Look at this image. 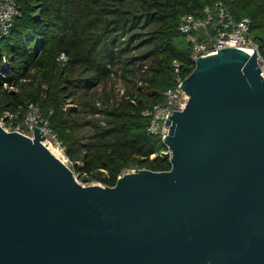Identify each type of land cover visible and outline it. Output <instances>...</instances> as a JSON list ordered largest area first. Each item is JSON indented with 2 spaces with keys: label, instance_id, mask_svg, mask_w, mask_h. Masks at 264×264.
Masks as SVG:
<instances>
[{
  "label": "water",
  "instance_id": "95a60500",
  "mask_svg": "<svg viewBox=\"0 0 264 264\" xmlns=\"http://www.w3.org/2000/svg\"><path fill=\"white\" fill-rule=\"evenodd\" d=\"M259 52L198 58L167 116V172L81 185L33 129L0 126V264H264Z\"/></svg>",
  "mask_w": 264,
  "mask_h": 264
},
{
  "label": "trees",
  "instance_id": "16d2710c",
  "mask_svg": "<svg viewBox=\"0 0 264 264\" xmlns=\"http://www.w3.org/2000/svg\"><path fill=\"white\" fill-rule=\"evenodd\" d=\"M16 1L20 16L0 43V120L22 124L29 105H38L86 184L114 187L133 166L170 171V157L150 159L168 148L148 133L143 115L165 106L166 93L195 69L193 46L178 30L183 17L226 3L235 20L252 21L264 66V0Z\"/></svg>",
  "mask_w": 264,
  "mask_h": 264
},
{
  "label": "built area",
  "instance_id": "2783aa9c",
  "mask_svg": "<svg viewBox=\"0 0 264 264\" xmlns=\"http://www.w3.org/2000/svg\"><path fill=\"white\" fill-rule=\"evenodd\" d=\"M19 16L20 9L16 0H0V43L9 35L15 19ZM251 28L252 21L249 18H243L239 21L235 20L230 14L227 4L219 2L213 6L204 8L199 16L188 15L183 17L178 30L181 35L185 36L187 42L192 44V57L195 62L198 58L215 55L224 48H236L241 51L251 50L254 54L255 51H258V45ZM59 60L63 63L67 62L65 55H62ZM259 63L263 70L262 76L264 77V66L260 57ZM3 67L5 69H10L11 67V63L6 56H3ZM147 69L148 66H144L142 72H145ZM176 72L179 73L178 65ZM114 82L116 94L120 98L124 97L126 90L120 77L114 78ZM178 83V87L175 90L166 93L167 102L165 106H156L143 115L150 120L148 133L160 137L162 140H164L167 116L171 117L174 112L184 110L188 102V97L179 88L183 81L178 80ZM9 118H12V116H6L1 121L4 122ZM33 127L39 128L41 134L43 132L42 135L44 137L51 136L54 138L62 152L65 151L56 136L50 131L48 123L44 120L38 105H29L28 113L22 124L2 128L8 133H18L29 138L30 133L34 134L33 129H31ZM171 155V151L168 150L160 155H153L150 159L154 161L167 156L171 158ZM139 171L141 169L133 166L125 170L119 178L126 174H136Z\"/></svg>",
  "mask_w": 264,
  "mask_h": 264
},
{
  "label": "rangeland",
  "instance_id": "374dc122",
  "mask_svg": "<svg viewBox=\"0 0 264 264\" xmlns=\"http://www.w3.org/2000/svg\"><path fill=\"white\" fill-rule=\"evenodd\" d=\"M176 43H177V44H180V43H181V40H176ZM114 83H115V82H114ZM12 120H13L12 118L6 119L4 122L0 120V126H1V127H5V128L13 127L14 125H16V123L13 122ZM46 138H47L48 141H50V142L53 144L52 148H59L58 143H57V141H56L54 138H52L51 136H48V137H46ZM46 147H47V148H48V147L51 148V145H50V144H47ZM59 149H60V148H59ZM60 151L62 152L61 149H60ZM62 153H63L64 159H65V164H66V166L72 170V169H73V165H72L71 161L66 157V155H65L64 152H62ZM74 175H75L77 181H78L81 185H83V186H85V187H88V186H94V185L105 187V185H104L103 183H101V182H96V181L93 182V183H91V184H86V183H84V182L81 180L80 174H78V173H74Z\"/></svg>",
  "mask_w": 264,
  "mask_h": 264
},
{
  "label": "bare ground",
  "instance_id": "6f19581e",
  "mask_svg": "<svg viewBox=\"0 0 264 264\" xmlns=\"http://www.w3.org/2000/svg\"><path fill=\"white\" fill-rule=\"evenodd\" d=\"M245 52H248L250 54L253 55V52L251 50H247ZM44 146L46 147L47 144L46 143H43ZM47 148V147H46ZM47 150L51 153V155H53L56 159H58L60 162H62L63 164H65V159H64V156H63V153L60 151L59 148H51L48 147ZM66 165V164H65Z\"/></svg>",
  "mask_w": 264,
  "mask_h": 264
}]
</instances>
